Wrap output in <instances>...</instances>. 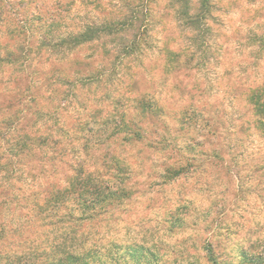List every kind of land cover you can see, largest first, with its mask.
<instances>
[{"label": "trees", "instance_id": "16d2710c", "mask_svg": "<svg viewBox=\"0 0 264 264\" xmlns=\"http://www.w3.org/2000/svg\"><path fill=\"white\" fill-rule=\"evenodd\" d=\"M56 5L14 22L0 7L7 38L3 44L0 33V243L15 241L0 249V264H137L153 256L146 245L153 234L148 240L127 231L123 240L110 234L109 223L136 193L132 177L141 173L135 167L144 154L161 160L162 183L194 164L223 165L231 149V161L243 154L238 137L231 145L213 133L199 141L201 125L197 135L189 132L197 100L190 96L186 104L181 84L167 95L172 76L190 77L195 91L207 79L228 6L224 0ZM251 40L260 57L264 29ZM84 46L90 52L79 60L74 55ZM143 81L150 83L141 89ZM255 81L242 92L251 117L238 126L264 143V68ZM176 93L175 127L168 100ZM134 147L142 153L132 154ZM248 154L252 174L264 177V145ZM170 212L164 222L173 229L185 216ZM215 235L206 232L198 247L208 264H264V234L246 250L226 249Z\"/></svg>", "mask_w": 264, "mask_h": 264}, {"label": "rangeland", "instance_id": "374dc122", "mask_svg": "<svg viewBox=\"0 0 264 264\" xmlns=\"http://www.w3.org/2000/svg\"><path fill=\"white\" fill-rule=\"evenodd\" d=\"M57 1L0 0V7L5 10L2 16L6 21L14 22L25 14L31 16L38 12L43 15L55 8ZM224 1L229 14L225 16L222 34L217 37L216 51L210 56L211 64L206 65L210 66L206 72L207 79L200 78L199 90L195 91L190 77L172 76L170 84H173H169L167 95L175 91L176 84H181L179 89L184 92L186 104L190 102V96L194 100L196 98L197 101L191 103L198 110V119L196 123L195 120L191 122L189 132L197 135L196 128L201 125L199 141L213 133L220 143L233 145L238 137L244 151L242 155L241 152L236 153L231 161L228 157L233 153L231 149L226 153L228 159L223 165L194 164L188 173L166 183H162L163 177L158 175L162 169L161 160L152 161L150 157L154 155L150 151L144 154L149 159L143 157L142 165L135 167V172L141 173L132 177L136 193L125 201L119 212L116 211L118 219L109 223L110 234L117 232L123 240L127 231L145 234L148 240L153 234L154 240L146 242L153 256L137 264H208L198 248L206 232L216 230L214 241H219L226 249L236 250L238 247L246 250L249 245L259 242L264 234V177L252 174V160L248 154L264 143L257 132L250 134L249 129L241 133L238 126V121H241L243 128L246 127L251 117L242 92L258 79L260 70L264 68V52L257 56L251 40L254 31L260 34L264 29V0ZM0 33L4 44L7 38L3 27ZM89 52L90 49L84 46L74 56L83 60ZM48 63L44 66H50ZM155 68L153 72H156L154 78L157 80L160 67ZM149 83L143 81L139 87L143 89ZM200 91L203 95L199 97ZM180 102L178 93L168 100L171 115L168 120L175 127L178 124L172 118L178 115ZM135 152L142 153L138 147L131 149L132 154ZM170 211L185 216L183 221H179L181 225L173 224V229H168L169 220L164 222ZM14 242L7 238L0 243V249L12 248ZM236 250L233 252L237 254Z\"/></svg>", "mask_w": 264, "mask_h": 264}]
</instances>
